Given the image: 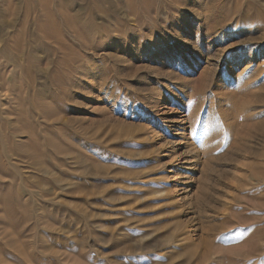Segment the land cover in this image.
<instances>
[{
	"label": "rangeland",
	"instance_id": "obj_1",
	"mask_svg": "<svg viewBox=\"0 0 264 264\" xmlns=\"http://www.w3.org/2000/svg\"><path fill=\"white\" fill-rule=\"evenodd\" d=\"M0 264H264V0H0Z\"/></svg>",
	"mask_w": 264,
	"mask_h": 264
},
{
	"label": "bare ground",
	"instance_id": "obj_2",
	"mask_svg": "<svg viewBox=\"0 0 264 264\" xmlns=\"http://www.w3.org/2000/svg\"><path fill=\"white\" fill-rule=\"evenodd\" d=\"M186 159V158H185ZM189 161V160H188ZM181 162V161H180ZM204 166V165H203ZM195 171H199L201 173H198L196 175H192L190 177H186L183 173V178L184 180H182V184L183 185H191V187H193V194L191 195H186V197H184L183 201L188 202L190 201L194 196H195V191L196 189L199 187V184L203 181V168L202 165L201 167H197L195 168ZM198 190V189H197ZM193 200V199H192ZM191 200V201H192Z\"/></svg>",
	"mask_w": 264,
	"mask_h": 264
}]
</instances>
